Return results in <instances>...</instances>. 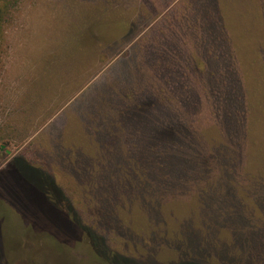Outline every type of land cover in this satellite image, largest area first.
Returning <instances> with one entry per match:
<instances>
[{"label":"rangeland","instance_id":"rangeland-1","mask_svg":"<svg viewBox=\"0 0 264 264\" xmlns=\"http://www.w3.org/2000/svg\"><path fill=\"white\" fill-rule=\"evenodd\" d=\"M106 260L264 264V0H0V264Z\"/></svg>","mask_w":264,"mask_h":264},{"label":"trees","instance_id":"trees-1","mask_svg":"<svg viewBox=\"0 0 264 264\" xmlns=\"http://www.w3.org/2000/svg\"><path fill=\"white\" fill-rule=\"evenodd\" d=\"M102 18H106L108 21H113V22H116V23H123V28L118 32V34H115L114 32V36L112 38H115V37H119V36H122L126 33V30H127V24L125 22V20H121V19H118V17L116 16H112L111 14H107V15H104V16H101V17H98L97 19L93 20L90 24H86L88 26V28L90 29V31L92 32V35H93V42L96 41V39H99L101 40V31L100 30H97V28H93L91 27L92 26H95V22L98 20V19H102ZM95 39V40H94ZM111 39V38H110ZM34 168V167H33ZM39 170V169H38ZM41 171V170H40ZM77 224V222H76ZM79 227V225H78ZM80 232H81V235H86L88 237V240L90 242V246L93 247L94 250H96L94 247L97 243V239H95L92 234H90L89 230L85 229L84 227L80 226ZM120 257V256H119ZM106 263H111L112 261H109V260H106L105 261Z\"/></svg>","mask_w":264,"mask_h":264}]
</instances>
